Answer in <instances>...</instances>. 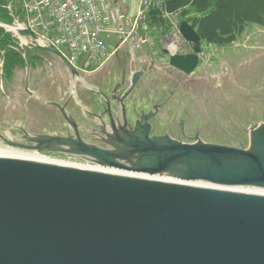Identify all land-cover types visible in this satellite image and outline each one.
<instances>
[{
  "label": "water",
  "instance_id": "water-1",
  "mask_svg": "<svg viewBox=\"0 0 264 264\" xmlns=\"http://www.w3.org/2000/svg\"><path fill=\"white\" fill-rule=\"evenodd\" d=\"M178 32L192 52L170 55L168 66L189 76L199 64L200 39L185 22ZM38 48L78 76L58 51ZM144 73L131 75L123 98L133 97ZM165 104L152 106L140 117L146 123L130 131L112 127L108 149L88 147L79 158L149 177L264 188V108L246 131V146L236 147L197 136L149 137L147 122ZM121 117L126 126L124 107ZM0 264H264V196L0 158Z\"/></svg>",
  "mask_w": 264,
  "mask_h": 264
},
{
  "label": "rangeland",
  "instance_id": "rangeland-1",
  "mask_svg": "<svg viewBox=\"0 0 264 264\" xmlns=\"http://www.w3.org/2000/svg\"><path fill=\"white\" fill-rule=\"evenodd\" d=\"M20 2H0V133H4L7 138L3 139L18 138L12 131L14 127L24 125L32 131L38 129L43 120L34 110L41 112L46 118L52 115L51 109L43 102L30 98L33 95L47 101L50 88L59 91L60 97L64 92L68 95L76 91L74 95L71 94L74 97L72 101L78 104L82 102V106L87 109L84 102L86 87L99 85L104 90L109 88L108 84L112 83L108 80L109 75L120 66L118 61L121 60L126 62L129 74L138 72L139 68L144 70L145 74L138 84L148 89L152 87V91L146 92L152 97L143 95L147 100H157L164 92L160 88L170 84L172 102L186 105L185 112L182 111L183 107L179 111L184 112L183 117L199 123L202 142L236 147L241 143L245 145L246 132L240 134L242 132L232 122L240 119L241 128L247 130L253 124L260 123L259 111L264 103V84H258L262 80L254 81L251 77L250 80H244L245 75L241 72L245 71L243 67L249 65L245 62L254 65L251 61L256 54L263 55L264 58V27L245 24L241 31L218 43H210L198 35L201 51L196 71L189 76H180L167 66L170 54L164 51L172 49L177 55L191 53L192 45L180 36L178 26L185 22L198 34L199 21L210 9L205 14H197L184 6L170 12L163 0H153L142 10L135 0H125V7H121L124 21H119L122 35L108 33L111 35L104 38L107 39L102 52V55L106 54L105 60L96 58L97 50L93 51L96 53L94 55L90 52L93 56L87 53L77 56L75 66L79 68L80 75L71 79L64 74V64L53 54L41 51L39 44L35 42L37 40L28 36L27 19L23 16ZM138 10H142L140 17ZM17 24H22L18 34L6 30L7 26ZM35 32L41 33L38 28ZM51 36L53 37L52 34ZM61 46L60 52L70 58V51L65 45ZM122 54H126L125 59ZM240 65L243 67L238 70L239 73H234L236 66L239 68ZM231 69L233 72H230ZM25 84L28 85L27 91L23 90ZM32 84H37L36 88ZM249 108H253L252 113L240 117V113ZM0 148L10 149L3 142H0ZM16 151L26 153L20 149ZM37 154L53 160L86 164V161L68 155Z\"/></svg>",
  "mask_w": 264,
  "mask_h": 264
},
{
  "label": "flooded vegetation",
  "instance_id": "flooded-vegetation-1",
  "mask_svg": "<svg viewBox=\"0 0 264 264\" xmlns=\"http://www.w3.org/2000/svg\"><path fill=\"white\" fill-rule=\"evenodd\" d=\"M119 62L120 61H118V64L120 65ZM125 66L126 62L124 61V66H117L113 72L110 70L112 73H110V79L108 80L109 82L112 81V83L108 84L109 88L104 90L99 85L86 87L87 96L84 98V102L86 103L85 106L87 109L82 106V102L78 104L77 102L74 103L72 101V98H74L73 95L76 91L69 93L68 95L64 92L60 97L58 96L59 91L50 88L48 90L49 100L47 101H42L37 96L34 97L31 95L30 98L43 102L42 104L51 109L52 115L49 113V118H46L41 112L34 110L35 114L43 120L38 129L32 131L29 130V128H25L26 126L24 125L17 128L14 127L12 131H14L15 136H18V138L13 137L4 140L3 138H6L5 134L0 133V142L3 141L6 145H8V143L21 144L24 148L8 146L11 149H20L28 153L37 152L34 150L35 148H46V151L42 153L68 155L83 160L81 157L79 158V155H81L79 153L85 152L88 147L108 149L105 132L108 133L112 127L118 126H122L125 131H130L131 128L133 129L135 127L136 122L141 124L146 123L141 120V115L147 114L152 106L160 105L165 101L166 104L157 110V113L152 120L147 122L150 126L149 137L167 135L173 139H181L183 142L186 141V138L193 139L195 136L200 138L199 123L194 119L189 120L186 117H183L186 105L172 102V92L169 91L170 84L160 88V90L163 89L164 92L163 94H160L157 100H147L144 96L152 97L150 94L146 93L152 91L150 89L152 87L148 89L138 83L136 84L133 97L129 98L128 95L123 98L130 88L129 73H127V66L126 68ZM79 75L80 74L78 73V76ZM179 75L182 76V74ZM36 85L37 84H32L33 88H36ZM23 90H28L27 84H25ZM263 106L264 103L262 107ZM122 107L125 109L127 121L126 126L122 125ZM181 107H183V109ZM180 108L184 112L179 111ZM61 110L72 115L74 121L73 125L69 124L64 119ZM252 110L253 108H249L248 111L240 113V117L243 118L246 114L252 113ZM260 111L259 113L261 114ZM178 112L181 114H178ZM240 122L242 121L237 119L232 123L237 125V129L242 132L240 134H244L247 129L241 128L242 124ZM224 133L227 134V132ZM53 138L67 139L72 144H65L61 141H57L59 144L52 143L50 140ZM233 144L236 145V143ZM68 151L72 152L70 153Z\"/></svg>",
  "mask_w": 264,
  "mask_h": 264
},
{
  "label": "built area",
  "instance_id": "built-area-1",
  "mask_svg": "<svg viewBox=\"0 0 264 264\" xmlns=\"http://www.w3.org/2000/svg\"><path fill=\"white\" fill-rule=\"evenodd\" d=\"M19 1H21L20 8L26 15H29L27 12L30 10L36 16H31L30 19L26 18L27 26L34 29L38 28L44 35L42 38L48 39L49 37L51 43L56 47L60 48L61 45H65L70 51V58L68 59L71 62H75L77 56L84 53L91 55L90 52H95V50L98 51L96 58H100L104 52L100 44V35L103 32L122 35L123 30L119 21L124 18L121 7H125V0ZM135 1L143 10L153 0ZM142 10L140 12L138 10V17L141 16ZM104 28L106 30L103 31ZM94 52L93 55L96 54Z\"/></svg>",
  "mask_w": 264,
  "mask_h": 264
},
{
  "label": "trees",
  "instance_id": "trees-1",
  "mask_svg": "<svg viewBox=\"0 0 264 264\" xmlns=\"http://www.w3.org/2000/svg\"><path fill=\"white\" fill-rule=\"evenodd\" d=\"M163 1L170 12L177 11L184 6H188L197 14L210 11L198 24V35L210 43H218L223 38L232 37L241 31L245 24L264 27V0Z\"/></svg>",
  "mask_w": 264,
  "mask_h": 264
},
{
  "label": "bare ground",
  "instance_id": "bare-ground-1",
  "mask_svg": "<svg viewBox=\"0 0 264 264\" xmlns=\"http://www.w3.org/2000/svg\"><path fill=\"white\" fill-rule=\"evenodd\" d=\"M27 13L29 15H26L24 13L23 16L28 18V19H30L31 16L32 17H36L35 14L32 11H30V10ZM21 28H22V24H17V25H13L11 27L7 26L6 30H8V31H10V32H12L14 34H16V33L18 34V30L21 29ZM28 28H30L29 30L34 35V38H32V39L37 40L35 42L37 44H39L38 45L39 47L55 49L56 51H58L65 58L66 62L70 66H72L75 70L79 69L78 67L75 66V62H71L64 54H62L60 52L61 51L60 48L56 47L54 44L51 43V39H49V37H48V39L42 38V37H44L43 34L35 32V29L32 28V27H28ZM102 35H103V38H102ZM102 35H100V38H101V43L100 44L102 45V47H104L105 42L107 41V39H104V38L108 34L106 32H103ZM28 36L30 37L31 35L28 34ZM21 41L23 42V40H21ZM165 50L167 52L166 54H168V55L169 54L170 55L174 54V51H171L172 49H165ZM187 54H190V53H187ZM105 56H106V54L102 55L98 59L99 60H102V59L105 60ZM124 56H126V54H122V57H124ZM127 56H128V54H127ZM169 56H168V58H169ZM168 58H167V60H168ZM123 59H125V57ZM119 63H120V65L124 66V60H121ZM61 65H62V63H61ZM62 66L65 69L64 74L66 76H69V78H71L72 76H71L69 70L67 69V66L65 64L62 65ZM170 69H172V68H170ZM172 70L175 71L176 73H179L178 71H176L174 69H172ZM139 71H140V68H139ZM195 71H196V69L194 70V72ZM74 77H77V76H74ZM26 88H27V86H26ZM64 113H65L67 118H71L73 120L71 114H70L71 115L70 116L68 113H66V111H64ZM0 158L31 160V161H37V162H42V163H47V164L61 165V166L66 167V168L83 170L85 172L104 173V174L125 176V177L137 178V179H147V180L150 179V180L166 182V183H175V184H182V185L184 184V185H190V186H195V187L198 186V187H202V188H214V189H221V190H225V191H232V192H235V193L253 194V195L264 196V188L240 187V186H238V187H222V186H215L213 184H209V183H206V182H186V181H179V180H173V179L164 178V177H167V176H161V177H158V176H153L152 177L151 176V177H149V176L143 175L141 173L137 174V173H130V172L123 171V170H115V169H110V168L108 169V168L102 167L101 165H98L96 163H92L89 160H86L85 158L82 161H86V164L77 163V162H71V161L70 162H65V161H60V160H55V159L54 160L53 159H49L48 157H44V156L38 155L37 153H28V152L25 153V152L16 151V149L12 150L11 148L10 149H2V148H0Z\"/></svg>",
  "mask_w": 264,
  "mask_h": 264
},
{
  "label": "crops",
  "instance_id": "crops-1",
  "mask_svg": "<svg viewBox=\"0 0 264 264\" xmlns=\"http://www.w3.org/2000/svg\"><path fill=\"white\" fill-rule=\"evenodd\" d=\"M260 54H256L255 55V58L252 59L251 62L254 63V65H252L250 62H245L246 64H249L248 66H236V70L234 69V73H239L238 70H240L241 67H243V69L245 70L244 72H241L242 74L245 75V77L243 78L244 80H250L249 77H251L252 80L254 81H258V80H262L260 83L258 84H264V58H263V55L259 56ZM258 57L259 58V61H258ZM262 57V58H261ZM253 69V70H251ZM230 72H233L232 69L230 70Z\"/></svg>",
  "mask_w": 264,
  "mask_h": 264
}]
</instances>
